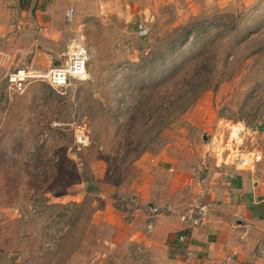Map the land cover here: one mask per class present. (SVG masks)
I'll list each match as a JSON object with an SVG mask.
<instances>
[{"label":"rangeland","instance_id":"rangeland-1","mask_svg":"<svg viewBox=\"0 0 264 264\" xmlns=\"http://www.w3.org/2000/svg\"><path fill=\"white\" fill-rule=\"evenodd\" d=\"M74 4V23L33 67L61 63L78 41L86 79L13 91L0 78V264H105L119 237L100 211L137 190L136 161L190 164L210 180L219 119L244 128L241 147L262 154L251 171L264 174V0Z\"/></svg>","mask_w":264,"mask_h":264},{"label":"crops","instance_id":"crops-1","mask_svg":"<svg viewBox=\"0 0 264 264\" xmlns=\"http://www.w3.org/2000/svg\"><path fill=\"white\" fill-rule=\"evenodd\" d=\"M74 1L0 0V51L6 53L0 55V78L51 56ZM136 162L144 170L137 190L129 200L122 194L123 207L107 203L100 211L119 237L107 241L105 264H264L261 171L217 160L220 169L211 179L197 180L190 164L178 169L167 159ZM200 204H207L206 218L187 229L186 210Z\"/></svg>","mask_w":264,"mask_h":264},{"label":"built area","instance_id":"built-area-1","mask_svg":"<svg viewBox=\"0 0 264 264\" xmlns=\"http://www.w3.org/2000/svg\"><path fill=\"white\" fill-rule=\"evenodd\" d=\"M74 1V0H72ZM76 18V8L72 5L65 11V21L73 24ZM6 53L0 51V55ZM90 54L88 48L81 42L72 41L67 46L65 59L59 63L40 71L32 64H26L10 69L6 73V82L13 91H21L27 82L41 79L56 89L70 86L75 80L86 79L87 62ZM223 121V125L220 123ZM238 123L227 119H219L213 132L208 134V150L213 151L220 163L230 164L237 169L253 170L262 159L260 150L256 148L246 150L241 147L244 136V128ZM207 215V204L190 206L184 214V222L187 229L198 226ZM151 227V222L148 228ZM184 237V235H182Z\"/></svg>","mask_w":264,"mask_h":264}]
</instances>
